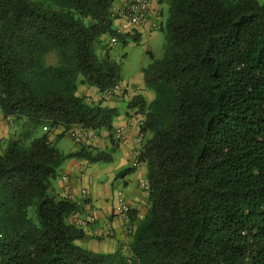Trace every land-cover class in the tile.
<instances>
[{
    "label": "trees",
    "instance_id": "1",
    "mask_svg": "<svg viewBox=\"0 0 264 264\" xmlns=\"http://www.w3.org/2000/svg\"><path fill=\"white\" fill-rule=\"evenodd\" d=\"M116 1L0 0L2 114L47 128L40 136L26 128L0 151V264H264L259 0L164 1L163 56L151 54L143 69L155 97L129 102L148 132L138 155L148 167V211L135 222L131 210L125 248L103 253L77 242L87 233L70 218L88 199L59 194L53 179L66 159L113 156L91 145L64 153L50 132L112 131L118 107L87 102L79 85L105 93L121 81L120 64L98 53L104 35L140 40L113 26Z\"/></svg>",
    "mask_w": 264,
    "mask_h": 264
},
{
    "label": "crops",
    "instance_id": "2",
    "mask_svg": "<svg viewBox=\"0 0 264 264\" xmlns=\"http://www.w3.org/2000/svg\"><path fill=\"white\" fill-rule=\"evenodd\" d=\"M127 0H117L113 6V10L118 12L121 7L126 3ZM166 2L161 1L159 5L163 10V5ZM164 12V10H163ZM115 28L118 31L123 32H138L140 33V38L144 34L149 35L150 38L156 36L159 30L151 31L149 26H144L140 29H135L130 26L125 19L121 17H116ZM105 35L102 37L104 38ZM148 37V38H149ZM145 68V67H144ZM143 68V69H144ZM143 73V72H142ZM121 83L132 89L133 96L136 94H143L147 100H152L155 94L152 90L145 86L144 74L142 76L141 82H130L126 83L121 80ZM93 93H101L99 90H94L89 88ZM137 90V91H135ZM99 92V93H98ZM127 98V96H126ZM121 101L124 98H119ZM120 101H111L107 105L111 107H118ZM133 109L127 107L126 110L122 112L119 110V115L113 121V129L111 132L109 130L102 129L100 133H97V137L90 140V144L93 146L101 147L100 149L110 150L120 147V154L118 157H114L113 153V164L109 167H95L96 175L102 176L103 180L101 182H95V177L87 172L85 164L87 161L78 160L76 158L68 159L65 169L61 175V180L59 181V186H54L56 192L61 195H67L74 200H81V190L87 187L90 193V197L87 202H84L80 212L76 213L75 216L70 218L71 221L75 222L77 225L84 228L87 236L84 239L78 240L82 241L81 245L88 247L92 250H100L103 253L113 252L122 244L125 248L129 241V234L127 233L126 225L121 216L114 213V203H115V193L113 192V187L118 178H120L122 185L125 186V194L132 207V213L135 222L140 220L148 211V196L141 187V182L147 179L148 167L145 162H136L133 158V150L135 148L136 130L134 128V111ZM12 121L5 118L2 113H0V143L7 144V142L12 139L13 128ZM14 124V123H13ZM126 125V131L124 138L122 140L116 141L114 137V131L117 127ZM82 125H75L69 131H67L63 136H58L62 133V128L53 129L50 132V138L55 142V139L70 136V131L74 127H79ZM113 133V135H111ZM73 140V139H72ZM74 141V140H73ZM75 146L70 152H76L81 149L82 144L75 142ZM87 146V145H86ZM132 165L128 169L135 168L134 171L126 173L127 166ZM67 177L66 180L63 177ZM86 186V187H84ZM59 187V188H58ZM120 187V186H118ZM112 228V233L108 234L107 228ZM87 243L88 246L84 245ZM102 247V249H99Z\"/></svg>",
    "mask_w": 264,
    "mask_h": 264
},
{
    "label": "rangeland",
    "instance_id": "3",
    "mask_svg": "<svg viewBox=\"0 0 264 264\" xmlns=\"http://www.w3.org/2000/svg\"><path fill=\"white\" fill-rule=\"evenodd\" d=\"M260 2L264 3V0H259ZM163 10H164V21H166L168 15H169V9H168V4L165 3L163 5ZM117 17H119L117 15ZM129 25L130 23L125 20ZM113 26L115 27V20L113 22ZM131 26V25H130ZM123 32V31H121ZM149 35L144 34L142 38H140L139 41H135L132 37H128L126 42H123L121 39H119L117 44H113V37L110 34H106L104 38H102V44H100L98 53L103 55L106 52H108L113 60L118 62L120 64V74H121V80L125 81L126 83L130 82H141L142 76H143V68L149 65L152 61L151 54H153L156 58H162L163 56V46L166 40V32L165 30H159L158 33L156 34L155 37L153 38H148ZM47 61L48 63H56L57 61V56L55 53H51L47 56ZM121 82V81H120ZM122 84V83H121ZM123 85V84H122ZM90 87L80 84L79 85V93L83 95L86 98V101L91 103V102H99L102 101L103 105H107L108 102L111 101H120L118 103V109L122 112L123 110H126L127 107H129V102L132 99L133 95L130 94L133 92L132 89H128L127 86L123 85V90L119 93H109L108 92H101L99 94L93 93L90 89ZM94 90H98L97 88L92 87ZM137 91V90H135ZM127 96V98H126ZM119 98H124L125 100H120ZM135 112L133 115L134 117H140L142 122L145 120V116L141 115L138 113V109H133ZM0 113H2L1 108H0ZM12 123V128H13V136L12 139H16L19 137H23L24 132L26 128L31 129L33 131L34 136H40L42 133L47 129L42 126L39 127H33L30 125L24 126L23 123L19 124H13ZM54 131V130H53ZM148 136V132L146 137ZM145 137V139H146ZM54 144L64 153H68L71 151V149L74 148L75 143L74 141L69 137H63L59 139H55ZM6 144L1 145V150L2 151L5 148ZM95 148H99L97 146H93ZM101 148V147H100ZM111 153H113L114 157H118L120 154V147L115 148L114 150L110 148L109 150ZM70 159V158H69ZM77 159V158H76ZM80 161V159H78ZM86 161V160H84ZM68 162V159H66L63 164L58 168L57 170V176L55 179H53V185L54 186H59V181L61 180V175L63 173V170L66 167V164ZM110 164H113L112 162H97V163H87L85 164L86 170L88 173H92L93 177H95V182H101L103 180L102 176L104 175H96L95 173V167L96 166H101V167H109ZM132 165L130 164L127 166L126 170L131 167ZM125 171V170H124ZM120 186V187H118ZM86 187V186H84ZM59 188V187H58ZM87 188V187H86ZM125 186L122 185L120 178L117 179V181L114 184L113 187V192L116 193L119 190H122L125 192ZM56 190V189H55ZM57 191V190H56ZM82 241H79L81 243ZM84 245L88 246L87 243L83 242ZM89 247V246H88ZM99 249H102V247H99ZM96 251V250H95ZM98 252H101L100 250L97 249Z\"/></svg>",
    "mask_w": 264,
    "mask_h": 264
},
{
    "label": "built area",
    "instance_id": "4",
    "mask_svg": "<svg viewBox=\"0 0 264 264\" xmlns=\"http://www.w3.org/2000/svg\"><path fill=\"white\" fill-rule=\"evenodd\" d=\"M161 1L167 0H127L126 3L121 7V9L116 12L113 10L114 14L119 17L127 20L130 25L135 29H140L144 26H149L151 31L161 30L164 22V14L159 3ZM113 42L116 44L118 40L113 39ZM123 90V85L121 82L117 83L112 89L109 90V93H119ZM12 121L11 117H8ZM134 128L136 130V139H135V148L133 150V158L138 162V155L140 149L144 143L147 132L142 129V122L140 117L135 116L134 118ZM126 131V125L119 126L114 131V137L116 140H122ZM70 136L78 144L82 145H92L90 140L97 137V133L94 129L85 128L83 126L74 127L70 131ZM92 142V140H91ZM64 180L67 177H63ZM141 187L148 196L150 191V184L147 179L142 180ZM82 199H89L90 193L87 188L81 190ZM114 203V213L123 218L126 225L127 233L130 235L134 231V225H131L130 212L132 207L124 191L119 190L115 195ZM75 216V214L73 215ZM112 228L108 227V234L112 233Z\"/></svg>",
    "mask_w": 264,
    "mask_h": 264
}]
</instances>
